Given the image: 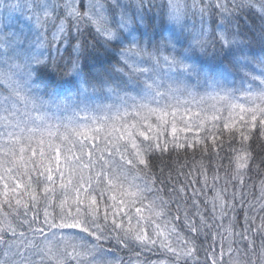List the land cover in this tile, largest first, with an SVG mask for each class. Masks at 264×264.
I'll list each match as a JSON object with an SVG mask.
<instances>
[{"label":"snow or ice","instance_id":"obj_1","mask_svg":"<svg viewBox=\"0 0 264 264\" xmlns=\"http://www.w3.org/2000/svg\"><path fill=\"white\" fill-rule=\"evenodd\" d=\"M117 249L264 264V0H0V264Z\"/></svg>","mask_w":264,"mask_h":264},{"label":"trees","instance_id":"obj_2","mask_svg":"<svg viewBox=\"0 0 264 264\" xmlns=\"http://www.w3.org/2000/svg\"><path fill=\"white\" fill-rule=\"evenodd\" d=\"M256 151L259 153V149H257ZM227 155H228V150H227V146H225V150L221 153V156L225 157V159L223 160V164H224L225 166L228 165V160H227V158H226ZM197 156H199V154H197ZM205 162L207 163V161H205ZM209 175H211V171H210ZM223 175H224V172H223V170H221V176H223ZM249 177H250V179L247 180V183H248L249 185H251V184H256V185L258 186L259 179H260L261 177H259V176L257 175V172H256L255 169H253V170L249 173ZM221 183H222V182H221ZM248 191L251 193V192H253L254 190H253L252 188H249ZM211 194H212V193H211V191L209 190V191H208V195L210 196ZM257 194H258V193H257ZM201 200H203V197H201ZM209 210H210V206H209ZM241 223H242V216H241ZM116 254L119 255V256H121V257H123L124 260H125V262H126V264H127V260L129 259V256L131 255L130 253H128V252H126V251H124V250H119V249L116 250ZM153 258L155 259L156 257L154 256Z\"/></svg>","mask_w":264,"mask_h":264}]
</instances>
